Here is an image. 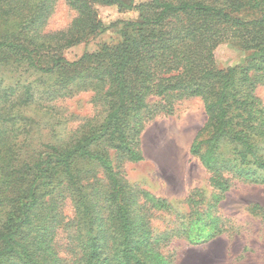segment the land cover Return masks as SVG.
I'll list each match as a JSON object with an SVG mask.
<instances>
[{"label":"trees","instance_id":"16d2710c","mask_svg":"<svg viewBox=\"0 0 264 264\" xmlns=\"http://www.w3.org/2000/svg\"><path fill=\"white\" fill-rule=\"evenodd\" d=\"M57 1L0 0V264H175L172 238L208 242L215 216L200 215L198 189L175 211L122 163L144 158L140 134L155 115L198 97L206 118L189 152L210 172L204 209L235 176L264 182V0H63L72 19L47 28ZM96 4L137 17L107 26ZM110 28L116 41L63 55ZM222 42L245 57L219 67ZM62 90L90 91L95 112L73 127ZM163 213L175 216L160 230Z\"/></svg>","mask_w":264,"mask_h":264},{"label":"rangeland","instance_id":"374dc122","mask_svg":"<svg viewBox=\"0 0 264 264\" xmlns=\"http://www.w3.org/2000/svg\"><path fill=\"white\" fill-rule=\"evenodd\" d=\"M95 8L98 18L107 26L118 19L137 17L136 10L119 12L115 5L96 4ZM73 15L63 0H58L47 28L65 26ZM116 39V32L110 28L92 40L66 48L63 55L68 60H75L84 51L96 50L99 43ZM245 55L246 52L229 42H222L215 48L219 67L230 66ZM34 79V76L28 78L29 81ZM62 91L58 101L73 115V127L78 125L81 117L95 112L90 91H78L68 97L64 95L66 90ZM257 93L264 100V85L258 87ZM205 118L198 97L180 100L170 114L161 112L155 115L140 134L144 158L135 162L124 161V176L152 194L167 198L175 211L182 214L192 206L186 200L189 192L198 189L197 193L194 192L195 198L202 201L196 203L200 215L205 221L209 215L215 216L219 232L208 242L191 244L180 235L172 238L169 248L175 250V264H264V182L235 176L214 207L204 209L213 200L210 172L189 152V146ZM174 216L175 213L157 214L152 223L157 229H167L173 226Z\"/></svg>","mask_w":264,"mask_h":264}]
</instances>
